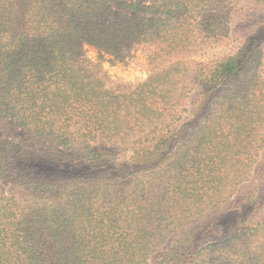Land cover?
I'll use <instances>...</instances> for the list:
<instances>
[{
    "label": "trees",
    "instance_id": "obj_1",
    "mask_svg": "<svg viewBox=\"0 0 264 264\" xmlns=\"http://www.w3.org/2000/svg\"><path fill=\"white\" fill-rule=\"evenodd\" d=\"M262 12L0 0V130L31 142L0 138V264H264L260 185L232 206L264 176V20L237 25ZM135 49L153 71L112 79Z\"/></svg>",
    "mask_w": 264,
    "mask_h": 264
},
{
    "label": "rangeland",
    "instance_id": "obj_2",
    "mask_svg": "<svg viewBox=\"0 0 264 264\" xmlns=\"http://www.w3.org/2000/svg\"><path fill=\"white\" fill-rule=\"evenodd\" d=\"M263 20H264V12H262L261 14L255 15L252 18L249 17V19L245 18L244 20H240L237 25H238V28H240L241 30V28L243 29L249 28ZM88 54L94 59H96L97 57V51L93 47H88ZM176 60H185V61H188L189 63H193V62L202 60V57L199 55L197 56V55L177 54L171 58V61H176ZM104 68L107 70L108 74L111 76L112 79L124 80V81H134V80L144 79L150 74L151 71H153L152 67L148 65L144 57V53L140 49H135L134 51H132V53L129 55L128 58H126L122 62H117L115 65H111L109 62H105ZM0 138H10V139H16L22 142L31 143L30 141L27 140V137L25 136L24 131L21 129L16 130V128L15 130H6V131L0 130ZM92 150L106 154L110 151H113L114 149L109 143L97 141L93 143ZM77 170H81L83 172L85 171L89 172V171H92V168L88 165H80L77 167ZM263 178L264 176L261 179H259V181L257 179L253 182V184L248 185L243 190V192L239 195V197L233 201L232 206L239 205L249 193L256 190L254 189L256 185L257 186L260 185V191L264 193V179ZM15 191L16 189L13 186L11 185L6 186L0 182V193L14 194ZM263 197H264V194H263ZM220 210L221 209H219V211ZM209 215H211V213H209ZM209 215H206L205 217ZM205 217L201 218L200 220L201 224L203 223L202 221L204 220L206 221ZM198 222H195L193 227H195L198 224ZM209 222L210 220L207 223ZM211 230L213 231L211 236L214 237V239L217 238L218 234H217V229H215V226H213ZM172 241H173V238L170 239V242ZM164 250H165V247L160 252L154 254L153 257L151 258V261L154 260L160 254H162Z\"/></svg>",
    "mask_w": 264,
    "mask_h": 264
}]
</instances>
